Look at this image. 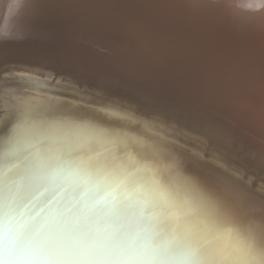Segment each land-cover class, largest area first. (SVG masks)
Wrapping results in <instances>:
<instances>
[{"label": "bare ground", "instance_id": "obj_1", "mask_svg": "<svg viewBox=\"0 0 264 264\" xmlns=\"http://www.w3.org/2000/svg\"><path fill=\"white\" fill-rule=\"evenodd\" d=\"M17 99L99 117L264 223V0H0L3 139Z\"/></svg>", "mask_w": 264, "mask_h": 264}, {"label": "snow or ice", "instance_id": "obj_2", "mask_svg": "<svg viewBox=\"0 0 264 264\" xmlns=\"http://www.w3.org/2000/svg\"><path fill=\"white\" fill-rule=\"evenodd\" d=\"M9 104L11 134L0 135V264L66 255L16 246L18 228L6 219L10 204L22 199L25 208L35 207L43 197L39 212L55 224L73 201L93 196V207L101 211L121 199L134 200L142 214L171 225L160 264H264V223L198 186L174 157L165 164L152 144L102 126L99 117L70 115L46 101ZM5 130L0 125V134ZM169 173L179 175L185 195L171 187ZM201 196L222 209L230 227L218 231L211 221L193 218Z\"/></svg>", "mask_w": 264, "mask_h": 264}, {"label": "clouds", "instance_id": "obj_3", "mask_svg": "<svg viewBox=\"0 0 264 264\" xmlns=\"http://www.w3.org/2000/svg\"><path fill=\"white\" fill-rule=\"evenodd\" d=\"M168 179L178 194H186L178 174L169 173ZM94 200L73 201L55 224L35 207L25 208L22 199L6 207V219L18 228L15 244L21 250L55 248L66 253L22 264H160L158 253L171 228L167 221L142 214L134 200L121 199L102 211L93 207ZM191 215L200 222L211 221L218 231L230 227L222 209L205 196Z\"/></svg>", "mask_w": 264, "mask_h": 264}, {"label": "rangeland", "instance_id": "obj_4", "mask_svg": "<svg viewBox=\"0 0 264 264\" xmlns=\"http://www.w3.org/2000/svg\"><path fill=\"white\" fill-rule=\"evenodd\" d=\"M179 75L181 77H183L184 80H185L184 88H183V91H182L185 95H189L188 91H186V92L184 91V89H186V88H192L196 94H198L199 92L203 91L205 88H208V84H209L208 82L210 81V78L206 75V73L196 72V73H194L193 76H191V75L190 76H186L184 74H179ZM195 93H192L193 97L196 100H199L200 98ZM217 96L219 97V95H217ZM224 100L227 101V105L229 106L228 108L224 109L225 114H227L229 112V110L231 109V106H235L236 108L240 109L241 112H243L242 114L244 116L240 120L245 119L247 122L250 121V120H254V121H257V122H260V123L262 122L261 120H259L257 117H255L253 115L252 111L246 110V108L240 106L236 101L227 99L225 97H219L218 99H216L215 103H217L218 101L221 102V101H224ZM212 109L215 110V111L218 110V108H212ZM242 110H246V112L244 113V111H242ZM245 114H246V116H245Z\"/></svg>", "mask_w": 264, "mask_h": 264}]
</instances>
